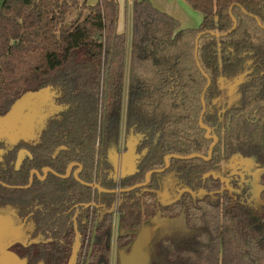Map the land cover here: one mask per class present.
<instances>
[{"label": "trees", "instance_id": "16d2710c", "mask_svg": "<svg viewBox=\"0 0 264 264\" xmlns=\"http://www.w3.org/2000/svg\"><path fill=\"white\" fill-rule=\"evenodd\" d=\"M184 1L203 15L198 27L182 28L177 18L150 0H133L130 38L126 30H119L118 0L95 4L89 0L3 1L0 116L25 93L46 87L56 93V103L63 107L48 117L33 158L20 172L21 185L28 183L30 169L41 171L50 166L64 174L75 161L83 166L79 175L84 181L111 186L107 145L121 126L125 106L128 126L137 125L151 140L159 134L157 143H149L150 154L140 172L125 180L126 185L142 182L145 172L161 167L168 153H206L208 140L199 117L207 78L201 69L211 79L204 115V124L210 127L221 125L214 105L220 79L243 75L239 102L227 112L226 153L264 157V0ZM71 11L76 16L67 23ZM220 150L221 146L215 149L213 160L220 159ZM195 161L202 164L200 159L176 160L187 180H192ZM18 194L23 216L32 214L34 235L53 239L34 244L43 249L40 258L53 259L50 251L58 259L63 253L68 256L70 249L64 243L73 238V212L69 210L92 201V189L74 177L49 174L45 180L36 179L30 188L19 189ZM126 197L123 205L135 217L149 218L155 213L154 192L139 189ZM112 199L108 194L98 196L103 204ZM196 215L195 209L188 211L192 226L197 224ZM206 237L209 247L211 237ZM201 254L212 264H264V242L249 234H230L221 251L217 243Z\"/></svg>", "mask_w": 264, "mask_h": 264}, {"label": "flooded vegetation", "instance_id": "af4514ba", "mask_svg": "<svg viewBox=\"0 0 264 264\" xmlns=\"http://www.w3.org/2000/svg\"><path fill=\"white\" fill-rule=\"evenodd\" d=\"M243 80V75L231 79L224 77L220 79V95L214 100V105L218 109L221 125L216 127L204 124V115L208 110L205 95L210 86L206 91L205 87L201 96V103L203 95L206 103L203 124L211 129L210 135H207V130L200 125L203 109L199 117V126L205 130L204 137L208 140L206 153H191L201 156L190 159L170 157L167 164L166 156L175 154L168 153L163 157L161 167L146 171L144 180L132 185H126L124 181L133 176L116 181L113 179L116 172L113 171V166L108 159V146L112 136L116 135L118 138L117 151L120 154L127 152V144H132L135 140L139 142L137 152L144 154L138 165L136 173L138 174L140 166L150 154L149 143L151 141L154 144L157 143L159 134L151 140L150 134L139 129L137 125L128 126L125 106L121 126L113 133L107 145V160L111 166L107 178L112 185H101L95 180L87 182L99 183L103 189L115 192H100L96 188L85 185L92 189L95 197L92 201L77 204L69 210L73 212V238L69 240V243H64L65 247L70 249L69 255L65 257L63 253L59 259L54 251H50L53 257L50 261L40 258V252L43 249L34 244L47 243L53 239L43 238L39 234L34 235L32 214L23 216L16 200L19 189L30 188L36 179L42 181L49 174H54L48 172L46 176L44 175L43 169L50 166L43 167L41 171L33 168L29 170L28 183L26 185L20 183V172L27 166L28 160L33 158V150L39 143L41 135L38 130L35 135L31 133L0 135V264H70L74 252L72 264H119L120 252L131 251L143 227L153 232L148 244L152 259L148 264H212V260L201 253L209 251L217 243L221 251L225 236L230 234L235 236L249 234L252 238L264 242V157L240 151L227 156L225 149L224 132L227 112L239 102L241 95L239 87ZM212 146V153L209 155ZM219 146H221L220 159L213 160L214 151ZM20 154L21 162H18ZM191 159H200L203 166L201 167L202 164L195 161L192 166V180H187L182 167L178 166L176 160ZM96 162L100 164L99 157L96 158ZM73 163L81 166H72ZM70 166L68 176L54 175L64 179L74 177L78 181L74 175L77 172L79 178L83 180L79 175L83 166L79 162H70L64 174L50 168L57 174L65 176ZM34 170L39 171L40 178L33 172ZM151 171L153 173L145 186L124 191L145 183L147 174ZM121 172L122 170L120 174ZM96 173L95 171L94 175ZM31 177L33 181L30 183ZM139 189L155 194L156 211L149 218L143 214L136 218L123 205L125 201H128L126 194ZM102 194L112 195V201L109 204H103L98 200V196ZM190 209L197 211L196 226H192L188 220ZM137 221L139 225L135 226ZM209 228H212L214 232H211ZM217 228L219 233H216ZM226 231L227 235H225ZM206 236L211 237L209 247ZM59 249L63 251L60 247ZM187 251L191 252L190 256L184 254Z\"/></svg>", "mask_w": 264, "mask_h": 264}, {"label": "water", "instance_id": "95a60500", "mask_svg": "<svg viewBox=\"0 0 264 264\" xmlns=\"http://www.w3.org/2000/svg\"><path fill=\"white\" fill-rule=\"evenodd\" d=\"M233 6L230 9V15L234 22V28L237 26V20L232 13ZM216 21H218V17H216ZM259 25L261 22L258 21ZM262 26V25H261ZM212 35L216 37H220L221 34L214 31H209ZM202 34L198 35L196 39V57L199 48V39ZM198 65L200 66L199 62ZM202 73L205 77L208 78L206 73L201 69ZM210 79L208 78V84L206 86L205 91L210 86ZM205 93V92H204ZM49 97H55L51 100L52 107L54 110H47ZM56 93L51 90L50 87L43 88L39 91H30L22 95L19 99H17L10 110L5 114L0 116V135H35L36 130H38L39 134L41 133L43 127L46 124V121L49 116L59 112L63 109L61 105L57 106L56 104ZM203 103V113L200 118V125L207 130V135H210L211 129L203 124V115L206 110V103L204 99V95L202 97ZM60 107V108H59ZM59 109V110H58ZM56 110V111H55ZM58 110V111H57ZM117 142L118 138L116 135L112 136L109 146H108V159L111 165L113 166V171L116 172L114 181L117 179H123L126 177L134 176L138 172V165L140 163L141 157L144 154H139L137 152L138 149V141L135 140L132 144H127V152L124 154H120L117 151ZM212 148L210 149L209 155L212 153ZM21 154L19 156L18 162H21ZM196 156H201L199 154H191L188 156L182 155H167L166 162L168 164V159L170 157H176L180 159H190ZM79 165L77 163H73L72 166ZM70 168L67 170V174L65 176L57 174L50 167H46L43 169V173L46 176L48 172H52L58 176L66 177L70 174ZM122 170L121 174L120 171ZM37 177H41L38 170L33 171ZM153 173V171L149 172L146 177V182L143 184H138L134 187L126 189L124 191H129L138 187L145 186L149 181V176ZM76 179L84 185H87L91 188H96L100 192H115L103 189L99 183H87L79 178L77 172L74 174ZM33 181V177L30 179V183ZM8 227V226H7ZM151 230L149 228L143 227L140 234L138 235L136 241L134 242L132 249L130 252L121 251L120 252V262L119 264H148L152 259V253L149 249L148 244L150 243L152 237ZM76 251V250H75ZM75 257V252L73 254L72 260L70 264L73 262V258Z\"/></svg>", "mask_w": 264, "mask_h": 264}, {"label": "crops", "instance_id": "0c3cea01", "mask_svg": "<svg viewBox=\"0 0 264 264\" xmlns=\"http://www.w3.org/2000/svg\"><path fill=\"white\" fill-rule=\"evenodd\" d=\"M4 0H0V7L2 6ZM99 0H89L91 4L97 3ZM120 3V20H119V30H126L129 32L127 25L125 24V19L132 24V6L133 0H118ZM157 8L160 10L174 16L180 21L182 28H194L198 27L202 22L203 15L195 11L190 5H188L184 0H150ZM128 10V15L126 12ZM127 15V16H126ZM130 24V25H131ZM126 25V26H125ZM131 33V28H130Z\"/></svg>", "mask_w": 264, "mask_h": 264}, {"label": "rangeland", "instance_id": "374dc122", "mask_svg": "<svg viewBox=\"0 0 264 264\" xmlns=\"http://www.w3.org/2000/svg\"><path fill=\"white\" fill-rule=\"evenodd\" d=\"M92 1V0H91ZM126 12H127V15H128V10L126 9ZM126 15V16H127ZM76 16V11H71L70 13H69V15L67 16V19H66V22L67 23H70L72 20H73V18ZM125 24L127 25H125L127 28H128V30H129V32H128V34H129V38H130V28H131V23H130V19H129V21H128V19L126 18L125 19ZM50 98V100H48V105H47V110H54L53 109V107H52V103H50L51 102V100H53V98L55 99V97H49ZM56 104V103H55ZM57 106H59L58 104H56ZM60 108V107H59ZM59 110V109H58ZM57 110V111H58ZM56 111V110H55ZM8 236V235H7ZM6 236V237H7Z\"/></svg>", "mask_w": 264, "mask_h": 264}]
</instances>
